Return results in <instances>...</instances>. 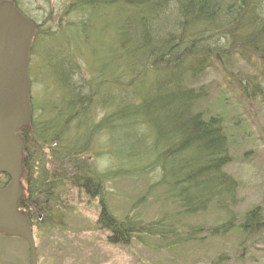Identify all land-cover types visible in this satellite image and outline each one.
<instances>
[{
  "label": "trees",
  "instance_id": "1",
  "mask_svg": "<svg viewBox=\"0 0 264 264\" xmlns=\"http://www.w3.org/2000/svg\"><path fill=\"white\" fill-rule=\"evenodd\" d=\"M9 1L34 27L31 117L18 131L25 190L17 206L31 229L60 231L67 188L94 203L112 245L264 233L259 207L239 217L231 210L237 184L224 170L223 126L195 111L201 94L186 85L219 66L244 98H264V0H48L32 17L25 2ZM235 63L254 75L233 73ZM119 178L151 180L148 190L160 187L180 217L212 205L221 220L184 236L165 217L117 220L105 198L106 183ZM8 183L1 174L0 190Z\"/></svg>",
  "mask_w": 264,
  "mask_h": 264
},
{
  "label": "rangeland",
  "instance_id": "2",
  "mask_svg": "<svg viewBox=\"0 0 264 264\" xmlns=\"http://www.w3.org/2000/svg\"><path fill=\"white\" fill-rule=\"evenodd\" d=\"M20 1L28 5L23 8L31 17L35 7H39L40 15L44 5L49 9L50 0ZM50 21L56 24L55 12ZM232 71L254 75L243 63H235ZM84 75L90 77L88 73ZM186 85L201 94L195 111L205 118H219L223 126L230 156L224 170L237 184L231 210L236 217L254 207L264 213V98H244L234 84L227 82L219 66L206 69L195 80L187 79ZM104 166L113 165L108 161ZM149 182V179L119 178L106 183L105 202L117 220L133 214L145 222L165 217L182 236L187 227L207 229L220 222L221 214L212 205L194 217H180L176 208L163 198L160 187L148 190ZM20 184L24 195L22 175ZM64 191L67 202L62 210L60 231L32 228L37 264H264V233L251 238L234 233L206 238L202 234L205 238L200 241L166 247L157 239L148 240L149 246L109 244L108 232L96 224L94 203L86 206V198L76 190ZM28 255L22 239L0 234V264H30Z\"/></svg>",
  "mask_w": 264,
  "mask_h": 264
},
{
  "label": "water",
  "instance_id": "3",
  "mask_svg": "<svg viewBox=\"0 0 264 264\" xmlns=\"http://www.w3.org/2000/svg\"><path fill=\"white\" fill-rule=\"evenodd\" d=\"M34 27L9 0L0 1V175L9 178L0 190V234L22 239L30 264H37L32 229L17 206L22 141L18 131L31 117L28 61Z\"/></svg>",
  "mask_w": 264,
  "mask_h": 264
}]
</instances>
